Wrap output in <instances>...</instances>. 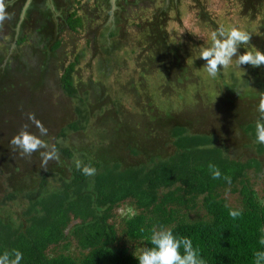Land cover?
Returning a JSON list of instances; mask_svg holds the SVG:
<instances>
[{
	"label": "trees",
	"instance_id": "obj_1",
	"mask_svg": "<svg viewBox=\"0 0 264 264\" xmlns=\"http://www.w3.org/2000/svg\"><path fill=\"white\" fill-rule=\"evenodd\" d=\"M181 1L0 0V43L10 37L7 53L0 49V253L21 251V264H139L153 229L163 227L190 237L207 264H253L264 234L257 191L264 187V144L256 138L257 122H264L258 111L264 64L237 71L234 57L226 74L202 77L187 59L193 50L169 40L168 23L174 11L180 20ZM190 1L200 23L213 33L221 28L204 0ZM240 2L245 13L264 7V0ZM95 24L88 45L98 43L112 56L132 44L139 78L122 90L106 83L105 71L98 80H76L80 55L68 63L61 58L64 33ZM249 49L243 45L240 54ZM198 62L207 73V61ZM30 63L37 71L27 69ZM155 75L161 81L149 83ZM206 82L222 94L215 103ZM193 86L196 103L185 97ZM113 90L131 106L125 110ZM22 106L33 110L23 114ZM220 113L221 126L237 132L232 142L239 149L217 127L204 128ZM14 119L17 125L7 128ZM23 131L48 149L24 154L12 143ZM53 146L58 158L45 164L43 153ZM209 164L220 179H212ZM86 165L95 175L83 174ZM122 205L132 212L117 222ZM230 210L241 215L233 219Z\"/></svg>",
	"mask_w": 264,
	"mask_h": 264
},
{
	"label": "rangeland",
	"instance_id": "obj_2",
	"mask_svg": "<svg viewBox=\"0 0 264 264\" xmlns=\"http://www.w3.org/2000/svg\"><path fill=\"white\" fill-rule=\"evenodd\" d=\"M150 2L151 0H147ZM155 2H159L161 0H154ZM153 3V2H152ZM151 3V4H152ZM149 4V3H148ZM204 4L206 6V9L209 11V14L211 15L212 19H214L215 23L219 27H224L226 30L229 29L232 26H237L243 29L249 30L252 35L249 40L248 48L255 47L257 50L264 53V7L258 10V13H245L244 9L242 8V4L240 0H204ZM144 5H147V3H144ZM152 10H150L145 15H151L150 13ZM179 17L180 20L177 19L176 11L172 13V20L168 23V35L169 40L171 43L175 45H181L183 44V47L186 49V51H189V49H192L193 52L187 57V59L190 62H193L195 64V67L198 68L201 71L202 77L206 75L208 77L207 73L204 71L201 62H198V59H201L200 56L195 52L196 48L199 46L204 49L205 45L208 44L211 41V35L212 31L211 29L207 28L205 25L200 23V21L197 19L196 11L193 7V4L190 0H183L179 4ZM102 20V19H101ZM98 32V24H95L92 28L88 29V31L84 30L80 32V34H74V33H64V47L61 49L63 52H61V58L65 57V63H68V61L73 60L76 55H80L79 63L77 66V72L75 74V79L79 80L82 79L83 81H87L89 79L92 80H98L100 78L101 72L105 71L108 72L109 78L106 80V83L110 85L111 87L115 89L122 90L121 87L123 84H125L128 80L134 79L138 80V65L136 63V56L135 54L132 55V44H130L127 47H123L118 52H115L112 56H110L108 53L104 52L105 47L101 48L98 47V43L94 42L92 44H89V35L90 32ZM133 33L134 30H131L130 33ZM6 35V34H4ZM10 41V37L7 35V38L5 39V42L1 41L0 49H3L4 54L7 53V50L3 48L4 46H7L6 43ZM181 43V44H180ZM182 46V45H181ZM103 51V52H102ZM67 54V55H66ZM118 58L120 64L118 66L113 65L114 61ZM106 59L110 60V63L107 64V66H111L108 69L106 66ZM234 65V61H233ZM38 66L34 65V63H30L27 67V69H30L31 71H37ZM228 69V68H227ZM227 69H222V74H226L228 71ZM235 70L238 71V67H234ZM12 77L15 76V73L11 74ZM119 78V79H118ZM120 80V86H117V82ZM157 81H161V77L158 75L152 76L148 79L149 83H154ZM27 89L30 90L31 85L29 82H27ZM49 83L51 86V80L49 79ZM208 84L206 86L207 92H210V95L213 98L214 103L218 101V97H221V93L217 92V86L214 87V83H204ZM218 84V82H217ZM216 84V85H217ZM54 95L56 93L52 91ZM113 98H119L120 95H122V92L117 91H111L110 92ZM185 96L189 101L193 100L195 101V92H194V86L189 88L186 92ZM125 96V97H124ZM121 98L123 102V107L126 110V108H129L131 106V101L128 98L126 94ZM176 96V93L175 95ZM176 99V98H174ZM30 103V101H28ZM164 102V101H163ZM130 103V104H129ZM196 103V101H195ZM140 104H142V101H140ZM29 106V105H27ZM27 106H22L21 113L25 114L26 109L28 111H32L33 109ZM246 106V103L243 105ZM18 108V107H17ZM180 108V106H179ZM181 110V108H180ZM209 120L207 122H204L203 125H205V129L212 131L213 128H216L218 132H222V140H224L225 143L231 144V146L235 147L236 149H239L236 147V143H233L232 141L238 138V134L235 130L227 131V129L222 125V121L224 117L222 116V113L220 114H212L208 117ZM33 115L27 116L26 121L33 120ZM3 123L0 122V126L4 125V118ZM0 120V121H1ZM18 121L14 119L13 123L8 126L7 128H12L15 125H17ZM140 124V123H139ZM230 139V140H229ZM262 189H264L262 184H259L257 186V191L260 194L262 198H264V193L262 192ZM264 201V199H263ZM132 209L127 205H122L119 207L116 211V221L120 222L122 218L126 215V213H131ZM64 250V249H63ZM140 251V249H139ZM56 253V252H55Z\"/></svg>",
	"mask_w": 264,
	"mask_h": 264
},
{
	"label": "clouds",
	"instance_id": "obj_3",
	"mask_svg": "<svg viewBox=\"0 0 264 264\" xmlns=\"http://www.w3.org/2000/svg\"><path fill=\"white\" fill-rule=\"evenodd\" d=\"M252 33L237 26L229 29L221 27L212 33L211 44L203 49L200 58L207 61V75L216 79L222 69H227L233 65V58L236 57L235 66L241 68L243 64L260 66L264 64V53L255 47L240 54L243 45L249 44ZM258 111L261 114V121H264V102L259 105ZM40 135H46L47 129L39 125ZM257 142L264 144V122H257L256 125ZM24 154L30 155L39 149H48V145L39 137L23 131L12 140ZM44 163L49 159L58 158V152L53 146L50 151L43 153ZM80 168V165H77ZM212 179H220L221 172L214 164H209ZM84 175L93 176L96 168L86 165L82 168ZM229 215L235 219L241 215L238 210H230ZM264 233V229L261 230ZM152 247L142 251L138 260L139 264H207L201 255L198 247H194L190 237L179 236L172 229L161 227L159 230L153 229L150 237ZM261 247L254 253L253 264H264V234L259 239ZM24 255L19 250L3 251L0 253V264H21Z\"/></svg>",
	"mask_w": 264,
	"mask_h": 264
},
{
	"label": "bare ground",
	"instance_id": "obj_4",
	"mask_svg": "<svg viewBox=\"0 0 264 264\" xmlns=\"http://www.w3.org/2000/svg\"><path fill=\"white\" fill-rule=\"evenodd\" d=\"M263 201V200H262Z\"/></svg>",
	"mask_w": 264,
	"mask_h": 264
}]
</instances>
